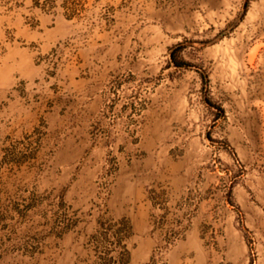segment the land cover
I'll return each mask as SVG.
<instances>
[{"label":"rangeland","instance_id":"374dc122","mask_svg":"<svg viewBox=\"0 0 264 264\" xmlns=\"http://www.w3.org/2000/svg\"><path fill=\"white\" fill-rule=\"evenodd\" d=\"M0 264H264V0H0Z\"/></svg>","mask_w":264,"mask_h":264},{"label":"trees","instance_id":"16d2710c","mask_svg":"<svg viewBox=\"0 0 264 264\" xmlns=\"http://www.w3.org/2000/svg\"><path fill=\"white\" fill-rule=\"evenodd\" d=\"M171 57L174 58V54L173 53H172ZM175 65L176 66H180L181 64H178L177 62H175Z\"/></svg>","mask_w":264,"mask_h":264}]
</instances>
